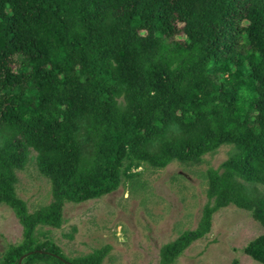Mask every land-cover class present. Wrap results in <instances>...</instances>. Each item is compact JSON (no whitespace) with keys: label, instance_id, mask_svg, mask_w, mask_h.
<instances>
[{"label":"trees","instance_id":"trees-1","mask_svg":"<svg viewBox=\"0 0 264 264\" xmlns=\"http://www.w3.org/2000/svg\"><path fill=\"white\" fill-rule=\"evenodd\" d=\"M225 143L236 152L208 170L198 226L165 243L159 264L230 204L264 226V194L246 183L264 187V0H0V203L24 227L0 264H102L111 244L69 257L40 226L61 227L68 200L116 189L125 159V171L199 162ZM29 147L53 197L33 212L16 193ZM245 252L264 264V232Z\"/></svg>","mask_w":264,"mask_h":264},{"label":"rangeland","instance_id":"rangeland-1","mask_svg":"<svg viewBox=\"0 0 264 264\" xmlns=\"http://www.w3.org/2000/svg\"><path fill=\"white\" fill-rule=\"evenodd\" d=\"M163 42L171 45L168 39ZM252 97L251 89H241V114ZM28 149L26 165L17 169L16 193L26 202L28 212H33L52 201V182L38 166V152ZM235 152L234 144L225 143L199 162L173 160L165 167H155L134 161L130 171L125 169L131 161L125 159L116 189L82 202L66 201L63 225L40 228L69 257L111 244L102 264H159L161 247L183 231L195 229L205 205L211 202L208 170L219 168ZM246 183L264 194L261 184ZM263 232L264 226L252 211L230 204L214 213L211 230L192 242L173 264H232L234 259L238 264H263L245 252L247 244ZM23 238L20 218L11 206L0 203V262L10 245Z\"/></svg>","mask_w":264,"mask_h":264},{"label":"water","instance_id":"water-1","mask_svg":"<svg viewBox=\"0 0 264 264\" xmlns=\"http://www.w3.org/2000/svg\"><path fill=\"white\" fill-rule=\"evenodd\" d=\"M23 257H24V255H22V256L19 258L18 264H22Z\"/></svg>","mask_w":264,"mask_h":264}]
</instances>
